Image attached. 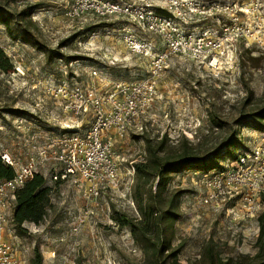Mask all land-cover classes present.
Listing matches in <instances>:
<instances>
[{"label":"rangeland","instance_id":"obj_1","mask_svg":"<svg viewBox=\"0 0 264 264\" xmlns=\"http://www.w3.org/2000/svg\"><path fill=\"white\" fill-rule=\"evenodd\" d=\"M193 1L208 10L199 27L217 31L229 28L225 50L217 56V70L173 58L152 78L156 97L146 114V131L129 134L115 145L119 190L87 200L70 182L53 184V166L46 164L40 172L52 188V207L41 224H23L26 232L18 236L23 264H195L207 244L213 245L222 259L257 252L258 218L264 209V133L240 125L238 120L264 104V0ZM70 2L0 0V5L12 13L35 5L31 20L37 29L32 31L51 50L42 53L20 38L13 39L0 25V149L18 164L55 147L63 134L90 126V113L75 116L63 109L68 98L55 90L62 81L82 88L94 86L103 94L117 82L151 77L148 59L129 54L118 36L122 27H135L129 20L100 19L90 14L70 19L65 16ZM234 28L249 33L234 37ZM146 35L158 40L150 33ZM48 55L57 57L48 59ZM93 70L96 76L91 74ZM69 124L77 127L69 129ZM234 132L239 133V145L221 148ZM161 138H166L164 153L187 148L199 158L204 154L207 165L170 175L163 197L181 193L177 218L165 222L164 233L158 237L159 244L167 246L159 262L151 242L139 234L136 237L113 217L142 220L132 198L135 179L130 187L128 169L147 166L145 140L156 143ZM257 148L262 151L248 163L249 186L217 204L205 203L208 190L201 183L205 170L224 169L234 160L231 156L237 158ZM138 184L143 180L139 178ZM148 184L144 187L147 192L155 189L154 181ZM84 209L93 214L85 218ZM148 238L158 241L155 230Z\"/></svg>","mask_w":264,"mask_h":264},{"label":"built area","instance_id":"obj_2","mask_svg":"<svg viewBox=\"0 0 264 264\" xmlns=\"http://www.w3.org/2000/svg\"><path fill=\"white\" fill-rule=\"evenodd\" d=\"M206 11L193 0H71L65 11V16L70 19L90 14L100 19L121 17L129 20L135 27H122L118 36L129 54L148 59L151 77L117 82L103 94L94 86L82 88L62 81L55 90L57 95L68 98L63 109L75 116L90 113V126L81 132L63 134L55 147L37 157H28L22 164L0 149V161L13 170L11 178L0 179V264H23L18 254V235L12 223L10 203H14L16 191L35 174H41L40 170L46 164L53 166L50 173L53 184L70 182L81 189L87 200H98L108 192L119 190L120 170L115 145L129 134L146 131V114L156 97L153 79L173 58L207 66L211 70H215V64L219 63L217 56L225 50L229 28L217 31L199 27ZM146 33L158 40L149 38ZM247 33V29L234 28V37ZM160 47L163 50H159ZM91 74L97 75L94 70ZM76 127V124L67 126L69 129ZM261 151L253 149L250 154L237 156L224 169L203 173L201 183L208 190L204 202L217 204L249 186L248 163ZM134 174L133 166L128 169L130 187ZM256 191L260 193L261 189ZM82 214L88 218L93 211L84 209Z\"/></svg>","mask_w":264,"mask_h":264},{"label":"trees","instance_id":"obj_3","mask_svg":"<svg viewBox=\"0 0 264 264\" xmlns=\"http://www.w3.org/2000/svg\"><path fill=\"white\" fill-rule=\"evenodd\" d=\"M35 7V5H25L16 13H12L0 5V25L5 28L11 38H20L42 53H48L51 50L42 45L32 31L33 29H37L31 20ZM0 54H2L1 51ZM52 57L55 58L57 55H48V59ZM245 115L238 120L240 125L252 127L254 130L264 133V104ZM216 125L219 126V124ZM238 135V132H234L229 138H226L221 148L235 149L240 142ZM165 142L166 138H161L156 143H152L146 139L147 166H144L141 170L140 168L135 170V185L133 186L134 189H132V198L136 202L142 220L136 221L135 219H127L124 216L122 218L113 217L116 223L128 226L136 237L139 234L147 243L148 241L151 242L150 246L156 260L159 262H161L159 259L160 254L166 251L167 246L159 244L158 237H161L164 233L162 225L165 222H172L177 218V199L181 193V191H178L166 199L163 197V191L169 183L170 175L191 167L195 168L207 165L204 154L199 158V154L193 153L187 148L177 150L176 152L170 151L164 153ZM234 157L231 156L232 159H236ZM205 171L208 172L210 169ZM12 175V168L5 166L0 161V179H8ZM139 178L143 180L142 185L138 184ZM151 181L155 182V189H149V192H147L144 187L145 185H149L148 183H151ZM54 184L57 185L58 183ZM51 192L52 188L46 185L45 177L39 173L35 174L31 180L27 181L16 191L11 213L12 223L18 236H22L26 232V229L23 227L24 223L39 225L45 220L48 211L52 207ZM262 201L264 203V198ZM115 214L117 213L115 212ZM258 222L257 252L253 256L243 255L238 259H222L214 246L207 244L203 246L195 264H264V209L258 218ZM152 230H155L158 239L155 243L148 238V234ZM35 253L38 259H40L37 249Z\"/></svg>","mask_w":264,"mask_h":264}]
</instances>
